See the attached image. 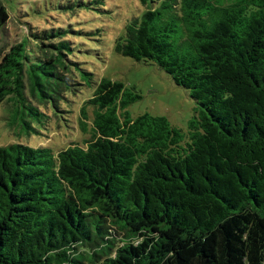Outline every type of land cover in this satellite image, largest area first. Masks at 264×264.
<instances>
[{"label":"trees","instance_id":"obj_1","mask_svg":"<svg viewBox=\"0 0 264 264\" xmlns=\"http://www.w3.org/2000/svg\"><path fill=\"white\" fill-rule=\"evenodd\" d=\"M138 1L115 51L189 91L187 130L132 117L141 95L89 71L77 102L81 63L65 44L39 45L48 34L32 25L9 33V134L52 136V115L68 114L83 143L0 144V264H264V0ZM8 18L0 1V41Z\"/></svg>","mask_w":264,"mask_h":264},{"label":"rangeland","instance_id":"obj_2","mask_svg":"<svg viewBox=\"0 0 264 264\" xmlns=\"http://www.w3.org/2000/svg\"><path fill=\"white\" fill-rule=\"evenodd\" d=\"M0 1L9 16L7 33L1 37L0 47L5 43L4 39L9 38V33L13 35H10L12 41L24 37L26 29L21 25H32L40 33L48 34V39H40L39 45L42 42L61 41L65 44V53L81 63L76 69V78L84 82V86H80L73 96L77 102L90 96L94 90V84L87 83L81 76V72L89 71L97 77L121 81L124 86L133 87L141 95L140 99L127 107L132 117L142 113L164 116L172 125L187 130L188 121L197 106L189 91L176 85L158 65L137 61L115 51L114 42L122 34L127 20L132 16H140L144 11L138 0ZM74 110H77L76 104ZM6 112V106L0 107V144L17 138L33 146L47 143L60 148L74 135L80 136L77 138L79 142L83 137L76 128L75 118L70 120L68 114H64L65 117L52 115L48 129L52 136L47 129L42 128L40 134L15 137L9 134L6 120L2 119L7 117ZM71 122L75 130L71 128Z\"/></svg>","mask_w":264,"mask_h":264}]
</instances>
